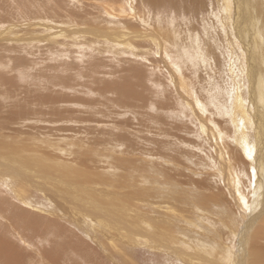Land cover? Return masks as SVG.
<instances>
[{"label": "rangeland", "instance_id": "rangeland-1", "mask_svg": "<svg viewBox=\"0 0 264 264\" xmlns=\"http://www.w3.org/2000/svg\"><path fill=\"white\" fill-rule=\"evenodd\" d=\"M263 74L264 0H0V198L55 227L24 264H256Z\"/></svg>", "mask_w": 264, "mask_h": 264}, {"label": "bare ground", "instance_id": "bare-ground-1", "mask_svg": "<svg viewBox=\"0 0 264 264\" xmlns=\"http://www.w3.org/2000/svg\"><path fill=\"white\" fill-rule=\"evenodd\" d=\"M228 18V17H227ZM227 21V20H226ZM229 23V22H228ZM227 23V24H228ZM36 25V24H35ZM230 26V24H229ZM229 31V30H228ZM92 34V33H91ZM229 34V32H228ZM101 36V35H99ZM228 40V39H227ZM233 44V43H232ZM228 48V47H227ZM230 49V48H229ZM232 49V48H231ZM235 52V51H234ZM229 53H230V50H229ZM234 54V53H233ZM236 54V53H235ZM263 62V61H262ZM233 65V64H232ZM242 68V67H241ZM240 70V69H239ZM241 71V70H240ZM235 78V77H234ZM238 79V78H236ZM240 79V78H239ZM262 83L264 84V74L262 75ZM241 80V79H240ZM236 82V81H235ZM238 83V82H237ZM232 84V83H231ZM2 87V86H1ZM118 87V86H117ZM233 87V86H232ZM240 89V87H238ZM116 89V88H115ZM128 87H127V90L128 91ZM131 89V88H130ZM235 89V88H234ZM243 89V88H242ZM114 90V89H113ZM261 90V89H260ZM9 91V90H8ZM131 91V90H129ZM123 92V91H122ZM241 92V91H240ZM240 92L238 91V100H240L242 98V93L240 94ZM262 92V90H261ZM126 93V92H125ZM129 93V92H128ZM264 93V92H263ZM123 94V93H122ZM131 94V93H130ZM232 94V93H231ZM124 95V94H123ZM235 96V95H234ZM233 96V97H234ZM126 97V96H125ZM228 99V98H227ZM10 100V98H9ZM237 100V99H236ZM234 101V100H232ZM263 101H264V98H263ZM236 102V101H235ZM241 102V101H240ZM233 104V103H231ZM238 104V103H237ZM240 104V103H239ZM243 105V104H242ZM244 107V106H243ZM237 108V107H236ZM235 108V109H236ZM232 109V108H231ZM242 109V108H241ZM264 110V109H263ZM18 111V110H17ZM234 111V110H233ZM232 111V112H233ZM237 111V109H236ZM235 111V112H236ZM239 111V110H238ZM237 111V112H238ZM243 112V111H242ZM234 115V114H233ZM19 116V115H18ZM232 116V115H231ZM243 116V115H242ZM234 117V116H233ZM244 117V116H243ZM242 117V118H243ZM237 122V121H235ZM242 122V121H241ZM8 123V122H7ZM14 123V122H13ZM245 128V127H244ZM242 130H245V129H242ZM247 134V132L245 133ZM244 135V133H243ZM244 137V136H243ZM241 138V137H240ZM242 139V138H241ZM248 139V138H247ZM246 139V143H244V146H246V154L251 158L252 155H253V149H252V146H250L248 144V140ZM24 144V143H23ZM2 146V145H1ZM0 146V147H1ZM248 157V158H249ZM1 158V157H0ZM28 158V157H27ZM26 158V159H27ZM78 161V159H77ZM9 162V161H8ZM19 162V161H18ZM21 162V161H20ZM27 162V161H26ZM14 163V162H13ZM22 163V162H21ZM34 163V162H33ZM118 163V162H117ZM23 165V164H22ZM29 167V166H28ZM72 167V166H71ZM259 167V166H258ZM2 168V167H1ZM32 168V167H31ZM60 168V167H59ZM29 169V168H28ZM57 169V168H56ZM3 170V169H2ZM10 170V169H9ZM55 170V169H54ZM60 170V169H59ZM69 170V169H68ZM31 171V170H30ZM40 171V170H39ZM65 171V170H64ZM63 171V172H64ZM67 171V170H66ZM73 171V170H71ZM79 171V170H78ZM261 171V169H260ZM4 172V171H3ZM3 172L2 175H3ZM62 172V171H61ZM85 171L83 170V173ZM56 173V172H55ZM69 174L71 173L70 171L68 172ZM82 175L88 179H90L89 175H86V174H83ZM6 174V173H5ZM63 174V173H62ZM80 174V173H79ZM262 174V173H260ZM264 174V173H263ZM29 175V174H28ZM35 175V174H34ZM47 175V174H45ZM51 175V174H50ZM53 175V174H52ZM55 175V174H54ZM64 175V174H63ZM81 175V174H80ZM37 176V175H36ZM61 176V175H60ZM65 177L67 175H64ZM13 177V176H12ZM11 177V178H12ZM39 177V175H38ZM50 177V176H49ZM82 177V176H81ZM31 178V177H29ZM63 178V177H62ZM75 178V177H74ZM22 179V178H21ZM58 179V178H57ZM64 180V178H63ZM70 180V179H69ZM81 180V179H80ZM25 181V180H24ZM40 181V180H39ZM43 181V180H42ZM46 181V180H45ZM76 181L77 178H76ZM87 181V179H86ZM85 181V182H86ZM95 180H93L94 182ZM90 181L86 182V183H89ZM97 182V180H96ZM101 182V181H100ZM19 183V182H18ZM31 183V182H30ZM52 183V182H51ZM41 184V183H40ZM71 184V183H70ZM3 185V184H2ZM24 185V184H23ZM29 185V184H28ZM112 185V184H111ZM4 186V185H3ZM78 186V185H77ZM106 186V185H105ZM16 187V186H15ZM36 187V185H35ZM73 187V186H71ZM17 188V187H16ZM80 188V187H79ZM197 188V187H196ZM52 189V188H50ZM113 189V188H112ZM13 190V189H12ZM56 190V189H55ZM66 190V188H65ZM9 191V189H8ZM36 191V190H35ZM76 191V190H74ZM72 192V191H71ZM135 192V191H134ZM6 193V192H5ZM14 193V197H13V200H11V198H0V217L4 219L0 221V264H24V261H23V258L25 256H27L28 258H31L32 255H26L25 253V249L23 250L22 247L18 244L20 241H22L24 244H28V242H33V244H36L37 241H40L42 238H46L45 237V232L46 230L48 229H51L54 227V223H50L49 225H40V222H42L41 218L39 216H36L35 214H31L30 212H28L29 210H25L23 207L24 206H30L29 202L27 201L28 198H26L24 195H22L23 193V189H17L15 190ZM28 193V192H27ZM36 193V192H35ZM49 193H51L53 196L56 194V192L54 191H49ZM59 193V192H58ZM73 193V192H72ZM75 193V192H74ZM143 193V192H142ZM33 194V193H32ZM37 194V193H36ZM133 194V193H132ZM3 195V194H2ZM51 195V196H52ZM58 195V194H57ZM116 195V194H115ZM35 196V195H34ZM41 196V195H40ZM45 196V195H44ZM60 196V195H59ZM138 196L140 197V195L138 194ZM3 197V196H2ZM30 197H32L30 195ZM70 197V196H69ZM88 197V196H87ZM117 197V196H116ZM242 197V196H241ZM33 198V197H32ZM49 198V197H48ZM52 198V197H51ZM120 198V197H119ZM136 198V197H135ZM142 198V196L140 197ZM63 199V198H62ZM138 199V198H137ZM264 199V198H263ZM34 200V199H33ZM69 200V199H68ZM244 200V199H243ZM35 201V200H34ZM55 201V200H54ZM65 201V200H64ZM130 201V200H129ZM195 201V200H194ZM242 201V200H241ZM58 202V201H57ZM78 202V201H77ZM137 202V201H136ZM169 202V201H168ZM180 202V201H179ZM38 203V202H37ZM127 203V202H126ZM129 203V202H128ZM133 203V202H132ZM175 203V202H174ZM197 203V202H196ZM195 203V204H196ZM24 204V206H23ZM49 204V203H48ZM70 204V203H69ZM124 204V203H123ZM67 205V204H66ZM74 205V204H73ZM78 205V204H77ZM197 205V204H196ZM50 206V205H48ZM62 206V205H61ZM131 206V205H129ZM54 207V206H53ZM78 207V206H77ZM83 207V206H82ZM90 207V206H89ZM123 207V206H122ZM26 208V207H25ZM30 208V207H29ZM36 208V207H35ZM52 208V206H51ZM69 208V207H68ZM126 208V207H125ZM133 208V207H132ZM169 208V207H168ZM54 209V208H53ZM127 209V208H126ZM84 210V209H83ZM196 210V209H195ZM47 211V209L45 210ZM56 211V210H55ZM61 211V210H60ZM82 211V210H81ZM167 211V210H166ZM174 210H172L171 212H173ZM48 212H49V209H48ZM52 211H50V214H54V213H51ZM64 212V211H63ZM113 212V211H112ZM124 212V211H123ZM122 212V213H123ZM66 213V212H65ZM85 213V212H84ZM49 214V215H50ZM61 215V213H59ZM71 214V213H70ZM73 214V213H72ZM76 214V213H75ZM94 214V213H93ZM133 214V213H132ZM131 214V215H132ZM175 214V212L173 213ZM95 215V214H94ZM115 215V214H114ZM124 215V214H123ZM57 216V215H56ZM74 216V215H73ZM76 216V215H75ZM80 216V215H79ZM96 216V215H95ZM117 216V215H116ZM119 216V215H118ZM134 216V215H133ZM58 217V216H57ZM61 217V216H60ZM78 217V216H77ZM114 217V216H113ZM43 218V217H42ZM62 218H67V217H62ZM70 218V217H69ZM79 218V217H78ZM121 218V217H120ZM87 218H83V221H82V225H81V228L83 227V229L89 225H91V223H87L86 220ZM114 219V218H113ZM75 220V219H74ZM98 220V219H97ZM123 220V219H121ZM134 220V219H133ZM53 221V220H52ZM247 221V220H246ZM51 222V221H50ZM60 222H63V221H60ZM69 222V221H68ZM75 222V221H74ZM110 222V221H109ZM58 223V222H57ZM241 223V222H240ZM110 225V224H109ZM122 225V224H121ZM226 225V224H225ZM47 226V227H45ZM73 226V225H72ZM77 226V225H76ZM126 226V225H125ZM69 227V225H68ZM236 227V226H234ZM45 228V230H44ZM55 228V227H54ZM53 228V229H54ZM58 228V227H57ZM109 228V227H107ZM7 229H10L11 231H8L7 232ZM63 229V228H62ZM52 230V229H51ZM50 230V231H51ZM55 230V229H54ZM125 230V229H124ZM156 230V229H155ZM162 230V229H161ZM72 231V230H71ZM114 231V230H113ZM58 232V231H57ZM62 232V231H61ZM162 233V231H160ZM47 233V232H46ZM64 233V232H63ZM158 233V232H157ZM165 233V232H164ZM233 233V232H232ZM49 234V233H48ZM53 234V232H52ZM56 234V233H55ZM53 234V235H55ZM61 234V233H59ZM52 235V236H53ZM115 235V234H114ZM123 235V234H122ZM158 235V234H157ZM168 235V234H167ZM112 236V235H111ZM160 236V235H159ZM51 237V236H50ZM58 237V236H57ZM162 237V236H161ZM158 239V238H157ZM164 239V238H163ZM57 240V239H56ZM59 240V239H58ZM132 240V239H131ZM152 240V239H151ZM155 240V239H154ZM238 240V239H237ZM156 241V240H155ZM159 241V240H157ZM167 241V240H166ZM240 241H244V238L242 237V239H240ZM18 242V243H16ZM53 242V240H52ZM67 242V241H66ZM38 243V242H37ZM17 244L19 245V248L17 246ZM32 244V245H33ZM124 244V243H123ZM130 244V243H128ZM133 244V243H132ZM154 244V243H153ZM39 245V244H38ZM50 245V244H49ZM68 244H63V247L66 248L65 246H67ZM109 245V244H108ZM131 245V244H130ZM134 245V244H133ZM34 247V245L32 246ZM37 247V246H36ZM104 247V245H103ZM133 247V246H132ZM24 248V247H23ZM151 248V247H150ZM160 248H163V247H160ZM30 249V248H29ZM100 249V248H99ZM103 249V248H102ZM116 249V248H115ZM120 249V248H119ZM126 249V248H125ZM34 250V249H33ZM52 250L54 251L55 248ZM63 250V248H62ZM61 250V252H63ZM238 251V250H237ZM68 252V251H67ZM101 252V251H100ZM241 252V251H240ZM31 253V252H30ZM260 253V252H259ZM33 254V253H32ZM34 255V254H33ZM71 255V254H70ZM258 255V254H257ZM36 256V255H35ZM43 256V255H42ZM39 256H37L38 258ZM41 257V256H40ZM51 257V254L49 253V257L48 259H50ZM202 257V256H201ZM258 259L256 260V264H264V253L262 254H259L258 256ZM52 258V257H51ZM130 257H128L129 259ZM125 259V258H124ZM240 259V258H239ZM40 260V259H39ZM39 260H37L36 262H31L32 264H40ZM51 260V259H50ZM121 260V259H120ZM132 260V259H131ZM130 260V261H131ZM195 260V259H194ZM205 260V259H204ZM43 261L45 262V260L43 259ZM209 261V260H208ZM122 262V261H121ZM132 262H134L132 260ZM130 262V263H132ZM210 262V261H209ZM54 263V262H53ZM129 263V264H130ZM135 263V262H134ZM46 264V263H44ZM48 264V263H47ZM125 264V263H124Z\"/></svg>", "mask_w": 264, "mask_h": 264}]
</instances>
